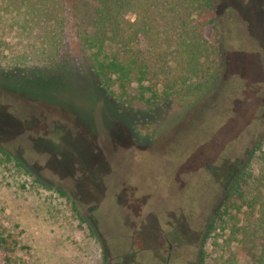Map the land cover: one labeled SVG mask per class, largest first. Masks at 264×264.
Masks as SVG:
<instances>
[{"label":"rangeland","instance_id":"obj_1","mask_svg":"<svg viewBox=\"0 0 264 264\" xmlns=\"http://www.w3.org/2000/svg\"><path fill=\"white\" fill-rule=\"evenodd\" d=\"M216 1L215 87L141 138L73 44L65 78L0 70V150L30 174L0 160V233L18 243L0 264H214L227 229L206 225L264 137V0Z\"/></svg>","mask_w":264,"mask_h":264},{"label":"trees","instance_id":"obj_2","mask_svg":"<svg viewBox=\"0 0 264 264\" xmlns=\"http://www.w3.org/2000/svg\"><path fill=\"white\" fill-rule=\"evenodd\" d=\"M217 10L216 0H0V70L23 69L37 81L65 78L74 69L73 44L97 85L131 112L141 138L151 129L146 116L169 104L192 107L215 87L218 50L206 29ZM0 154L2 163L30 175L22 160ZM250 155L207 229L216 221L227 229L223 239L211 236L214 264H264V137ZM9 237L0 233V252L16 250Z\"/></svg>","mask_w":264,"mask_h":264},{"label":"flooded vegetation","instance_id":"obj_3","mask_svg":"<svg viewBox=\"0 0 264 264\" xmlns=\"http://www.w3.org/2000/svg\"><path fill=\"white\" fill-rule=\"evenodd\" d=\"M209 224H210V222L208 221V223H207V225H206V231H207V229H208V227H209Z\"/></svg>","mask_w":264,"mask_h":264}]
</instances>
